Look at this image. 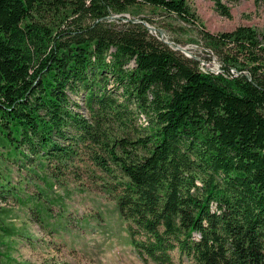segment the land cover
<instances>
[{"label": "trees", "instance_id": "obj_1", "mask_svg": "<svg viewBox=\"0 0 264 264\" xmlns=\"http://www.w3.org/2000/svg\"><path fill=\"white\" fill-rule=\"evenodd\" d=\"M137 3L193 16L185 0H0V147L86 161L145 264H264V32H204L215 73L123 15Z\"/></svg>", "mask_w": 264, "mask_h": 264}, {"label": "rangeland", "instance_id": "obj_2", "mask_svg": "<svg viewBox=\"0 0 264 264\" xmlns=\"http://www.w3.org/2000/svg\"><path fill=\"white\" fill-rule=\"evenodd\" d=\"M185 1L193 13L187 18L144 3L128 6L123 15L149 19L145 24L162 28L165 38L215 73L221 72V61L204 32L238 25L264 32V4L255 0H220L229 14L221 13L215 0ZM138 122L146 123L144 115ZM5 150L0 147V264H145L129 243L127 221L103 180L87 175L86 161L63 165ZM184 264L193 263L185 258Z\"/></svg>", "mask_w": 264, "mask_h": 264}, {"label": "water", "instance_id": "obj_3", "mask_svg": "<svg viewBox=\"0 0 264 264\" xmlns=\"http://www.w3.org/2000/svg\"><path fill=\"white\" fill-rule=\"evenodd\" d=\"M136 20H140V21H143L142 19H136ZM147 27L151 30V29H156L160 35V37L162 38V40L166 43H168L171 47H175L176 49H180L182 52H184L187 56H190V57H194L196 59H198L195 55H192L190 53V51L188 49H186L185 47L181 46L180 44H178L177 42H174L170 39H167L164 37L165 33H164V30L162 28H156L152 25H148L146 24Z\"/></svg>", "mask_w": 264, "mask_h": 264}]
</instances>
